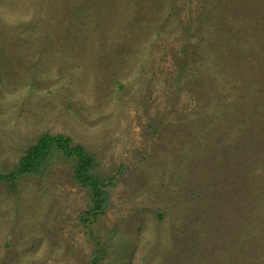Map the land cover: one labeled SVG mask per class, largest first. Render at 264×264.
Here are the masks:
<instances>
[{"label":"rangeland","instance_id":"1","mask_svg":"<svg viewBox=\"0 0 264 264\" xmlns=\"http://www.w3.org/2000/svg\"><path fill=\"white\" fill-rule=\"evenodd\" d=\"M262 30L264 0H0V173L66 134L116 178L90 222L106 264H194L198 243L201 264H240L225 250L240 245L239 148L221 143L244 119L264 136ZM253 81L261 99L231 123ZM89 207L66 167L0 182V264H89Z\"/></svg>","mask_w":264,"mask_h":264},{"label":"trees","instance_id":"2","mask_svg":"<svg viewBox=\"0 0 264 264\" xmlns=\"http://www.w3.org/2000/svg\"><path fill=\"white\" fill-rule=\"evenodd\" d=\"M219 12L217 9H212L210 13L214 17ZM260 20L262 21V19L258 21ZM214 27L215 25H208L210 30ZM255 32L259 34L260 41L264 40V30ZM262 42L258 43L264 45V41ZM197 44L193 48L195 51L201 52L202 48ZM255 44H252L254 48L251 50L252 54H255ZM210 55L211 53L206 52L204 58L207 57L208 60ZM260 75L263 76V73L261 72ZM260 91V85L253 81L250 90H246L244 95L242 92L241 103L230 107L229 111L225 112L224 115H229L228 113L232 109L233 117L229 115V121L234 123V109L241 106L240 109L243 112L245 110L243 106H247L250 103L248 100L259 102L263 93ZM242 114L248 116L250 113L246 110ZM220 118H224V116ZM240 120H242L241 117L239 118ZM247 123V119L239 123L238 132L240 137L237 140L231 139L230 133L226 130L221 143V149H224V151L232 149L235 142L239 148V153H237L238 180L239 187H241L238 195L239 202L235 201L232 205L228 217L229 225L235 223L239 226L235 239L240 241V245H236V247L231 245L225 250L229 251V249H232L235 252L233 256L238 258L240 264H247L249 261L251 264H264V136L259 139L255 138L249 133ZM59 166L70 169L73 182L89 194L90 207L83 214L84 222L86 224L89 223L87 225L89 238L95 243V250L89 264H106L105 258L108 255L111 244L100 237L94 236L93 224H90V222L106 214L111 201L109 188L116 178L101 172L100 160L94 152H91L83 145L74 144L73 139L66 134L44 133L38 137L34 144L28 147L14 169L5 174L0 173V182L10 192H15L23 178H43L51 174ZM215 245L216 250H218L217 243ZM209 248L212 250L210 245ZM197 251L204 254L205 247L199 246L198 243L195 252L192 254L194 264H201L199 262L201 256L196 254ZM210 264H218V259H213Z\"/></svg>","mask_w":264,"mask_h":264}]
</instances>
